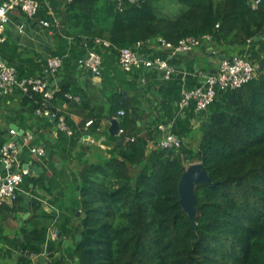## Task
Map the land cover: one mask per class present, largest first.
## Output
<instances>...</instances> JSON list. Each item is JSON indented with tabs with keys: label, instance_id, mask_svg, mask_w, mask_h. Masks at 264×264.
<instances>
[{
	"label": "trees",
	"instance_id": "trees-1",
	"mask_svg": "<svg viewBox=\"0 0 264 264\" xmlns=\"http://www.w3.org/2000/svg\"><path fill=\"white\" fill-rule=\"evenodd\" d=\"M161 1L69 0L64 22L69 35L89 47L96 39L115 50L209 34L220 58L228 57L230 48L251 44L249 59L262 61L264 0H169L180 6L176 14L165 12ZM67 93L80 100L71 102ZM56 98L82 114V124L89 122L87 130L94 134L105 116L116 115L115 106L105 115L72 83L48 101L52 110ZM25 100L33 110L42 103L38 92ZM138 101L132 98L131 106L122 108L121 132L109 136L111 148L96 160L77 162L74 189L82 222L71 264H264V71L238 88L217 92L190 147H149L163 132L155 119L144 133L136 132ZM193 162L203 165L211 185L195 187L191 220L179 202L178 183ZM13 204L9 210H24L21 195ZM30 218L36 220L21 227L16 259L0 264H68L61 257L40 259L41 253L58 250L51 241L40 245L49 226L43 220L51 217Z\"/></svg>",
	"mask_w": 264,
	"mask_h": 264
},
{
	"label": "crops",
	"instance_id": "crops-1",
	"mask_svg": "<svg viewBox=\"0 0 264 264\" xmlns=\"http://www.w3.org/2000/svg\"><path fill=\"white\" fill-rule=\"evenodd\" d=\"M2 1L0 0V4ZM35 1L38 7L33 17L19 9L8 13L5 41L0 44L1 60L14 67L19 77L43 76L57 90L72 83L75 89L79 87L83 90L90 104L100 107L105 115L115 106L116 115L112 119L121 116L119 111L123 107L119 108L115 103L122 97L120 91H125L129 107L132 98L139 100V117L131 112L132 117L136 118L137 133H144L147 122L155 119L158 128L163 132L161 137L167 132H173L182 139L185 147L193 145L206 110H197L192 100L182 105V90L202 86L205 76L216 71L220 54H217L214 45L203 41L188 53L174 55L171 62L176 66V72L169 79H165L163 73L153 67L140 66L126 72L120 67L115 50L97 43L89 47L84 39L69 35L63 12L69 0ZM160 4L165 12L172 14H176L180 8L169 0H163ZM42 19L47 20L49 25H42ZM91 49L101 56L99 75L93 74L81 63ZM252 49L251 44L237 49L230 48L228 55L248 56ZM136 50L143 59L167 52L155 42L142 44ZM50 56L60 57L62 64L56 74L46 75V60ZM67 95L71 102L80 100L79 95ZM26 96V93L18 89L3 94L0 86V146L8 141L14 142L18 150V160L29 170L18 189V195H29V207L23 205V196L24 210H9L16 205L13 203L0 206V263L16 259L21 227H31L36 220L30 218L31 215L42 214L51 218L43 220L49 226L40 245L45 248L51 241L58 250L41 254L47 260L61 257L64 262L71 264L76 259V235L79 234L82 222L79 197L74 189L78 180L77 162L82 157L96 160L106 149L111 148L109 136H112V119L105 116L96 134L91 133L87 130L89 123L82 124V114L74 112L66 101L61 103L56 98L55 111H63L67 125L74 127L69 126L72 134H67L57 129L56 120L51 116L36 114V108H31L30 102L25 100ZM13 126L17 129L15 134L10 132ZM27 134L31 139L25 141ZM157 141H152L149 147H156ZM31 147H42L43 156L32 153ZM30 165H36L37 170ZM4 173L0 163V174ZM33 178L40 179L39 183H32ZM25 212H29V215L19 224L18 217Z\"/></svg>",
	"mask_w": 264,
	"mask_h": 264
},
{
	"label": "built area",
	"instance_id": "built-area-1",
	"mask_svg": "<svg viewBox=\"0 0 264 264\" xmlns=\"http://www.w3.org/2000/svg\"><path fill=\"white\" fill-rule=\"evenodd\" d=\"M120 1L118 0L119 3ZM258 1L255 0L254 3L256 4ZM37 7L35 0H3L0 4V44L5 41V26L8 21V13L19 9L27 16L33 17L37 12ZM40 23L44 26L49 25V22L45 19L40 20ZM210 40L211 36L209 34H203L200 37L186 36L179 39L176 44L159 39L158 45L167 51L166 54L164 56L155 55L148 59L141 58L137 53L136 49L142 45L141 42H138L134 47L116 46L114 48L118 63L124 71L130 72L140 66L153 67L160 70L165 79H169L176 72V66L171 62V58L174 55L180 52L188 53L203 41L208 42ZM96 43L107 48L111 47L106 40L96 39ZM81 63L93 74L99 75L101 56L97 51L94 49L89 50L84 59L81 60ZM61 64L60 57H48L45 74H56ZM259 71H264V57L261 62L251 61L247 55L222 57L218 60L216 71L205 76V82L202 86L193 87L192 89L184 88L182 90L181 104L185 105L192 100L197 110L205 111L218 91L238 88L254 78ZM0 86L3 94L14 89L29 95L33 92L40 93L42 103L36 108V114L51 116L56 120L57 129L65 131L67 134H72V130L66 124L64 115L52 110L50 104H48V101L53 99L57 89L49 85L45 77H19L15 68L5 64L0 58ZM67 96L70 97L69 95ZM119 113L123 114V110H120ZM10 132L11 134L16 133L14 129H11ZM119 132H121L120 129ZM30 139V135L27 134L25 141ZM181 143V139L175 133L167 132L156 142V147L178 148ZM30 150L40 157L44 154L42 147H31ZM0 163L5 170L4 174H0V205L12 204L17 199L20 183L29 173V170L23 167L18 160V150L12 141L0 146ZM32 257L34 258L35 255H32Z\"/></svg>",
	"mask_w": 264,
	"mask_h": 264
},
{
	"label": "water",
	"instance_id": "water-1",
	"mask_svg": "<svg viewBox=\"0 0 264 264\" xmlns=\"http://www.w3.org/2000/svg\"><path fill=\"white\" fill-rule=\"evenodd\" d=\"M255 1V0H254ZM259 39V36L254 37L253 40ZM122 97L115 104L117 107L122 108L124 106L129 107V99L125 91H120ZM130 115L133 114L130 112ZM119 116H116L111 120L110 125V134L118 135L119 133ZM143 123V121H141ZM139 123V122H138ZM13 129L17 131V129L13 126ZM18 146H20L18 144ZM35 171L37 170L36 165H30ZM206 183L211 185V179L207 174L203 165L199 162H193L186 166L185 170L182 172L179 183H178V194H179V202L181 204L182 209L188 214L191 220L194 219L196 215V198L194 194V189L196 186ZM24 197V206L29 207V195L26 193H22ZM29 215V212L23 213V215L18 217L19 224L21 221ZM81 238L80 234L76 235V239L79 240ZM41 260H47L43 254H40Z\"/></svg>",
	"mask_w": 264,
	"mask_h": 264
}]
</instances>
